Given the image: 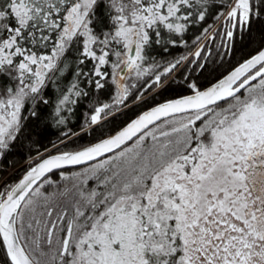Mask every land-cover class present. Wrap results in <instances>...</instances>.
<instances>
[{
    "label": "snow or ice",
    "instance_id": "6c2138e0",
    "mask_svg": "<svg viewBox=\"0 0 264 264\" xmlns=\"http://www.w3.org/2000/svg\"><path fill=\"white\" fill-rule=\"evenodd\" d=\"M24 141L0 264H264V0H0V164Z\"/></svg>",
    "mask_w": 264,
    "mask_h": 264
},
{
    "label": "trees",
    "instance_id": "16d2710c",
    "mask_svg": "<svg viewBox=\"0 0 264 264\" xmlns=\"http://www.w3.org/2000/svg\"><path fill=\"white\" fill-rule=\"evenodd\" d=\"M237 47L239 48V45ZM253 47H255V45ZM183 51H184L183 48L173 50V52L176 54H179ZM248 51H251V49H246L245 52L237 51L234 54L235 59H240L241 56L246 54ZM221 70L223 71V69H221ZM204 76L211 79L209 72H205ZM202 79H203V77H202ZM157 99L159 100L160 98L158 97ZM130 115H131V113H129V116ZM79 123H80L79 120L74 121V123H73V127L76 130H78V124ZM58 134H59V132L56 128L48 129L47 132L44 133L40 138L41 146H46V145H49L50 142L56 141ZM33 139H35V137H33ZM87 139H89V138L88 137L83 138V140H85V141ZM30 150H31V152H34L35 151V145H33L30 141H24L23 144L21 146H19L17 148V150L11 156L8 157V160L6 163L0 164V169H3V173H5L7 169L12 168V167L17 166V165H20L19 169L22 170L26 166L27 157L30 155ZM13 173H11L7 176H11Z\"/></svg>",
    "mask_w": 264,
    "mask_h": 264
},
{
    "label": "rangeland",
    "instance_id": "374dc122",
    "mask_svg": "<svg viewBox=\"0 0 264 264\" xmlns=\"http://www.w3.org/2000/svg\"><path fill=\"white\" fill-rule=\"evenodd\" d=\"M19 166H20V165H17V166H14V167H12V168H9V169H7L6 172L3 173V174H4L5 176H7V175H9V174H11V173L17 171V170L19 169Z\"/></svg>",
    "mask_w": 264,
    "mask_h": 264
}]
</instances>
